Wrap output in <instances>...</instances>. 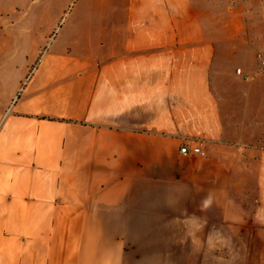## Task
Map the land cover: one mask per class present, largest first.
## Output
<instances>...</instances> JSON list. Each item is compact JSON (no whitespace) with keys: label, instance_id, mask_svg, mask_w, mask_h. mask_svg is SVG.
<instances>
[{"label":"crops","instance_id":"obj_1","mask_svg":"<svg viewBox=\"0 0 264 264\" xmlns=\"http://www.w3.org/2000/svg\"><path fill=\"white\" fill-rule=\"evenodd\" d=\"M70 2L0 0V264H264L252 2Z\"/></svg>","mask_w":264,"mask_h":264},{"label":"rangeland","instance_id":"obj_2","mask_svg":"<svg viewBox=\"0 0 264 264\" xmlns=\"http://www.w3.org/2000/svg\"><path fill=\"white\" fill-rule=\"evenodd\" d=\"M250 1L253 4L252 5L253 7H252L251 11L254 12V19H253L254 20V26H253L254 32L255 33H261L262 36L264 37V0H250ZM71 2H70L71 4L70 3H68L67 5H66V3L63 4V13L61 14L62 19L66 18L67 16H71L72 12H74L73 15H77L78 14L77 13L78 12V8H77L78 6H75L73 8V10L71 11V9L73 7V3L75 2V0H71ZM56 11L58 12L59 9L56 10ZM23 12H24V10H22V9H19V10L13 9V12H12L11 16H13V15L17 16V15H20V14L23 15L22 14ZM4 15L5 14H3V16ZM5 46H6L5 49H8L9 51H12V50L16 49V47L14 45H12V42H7L5 44ZM23 47L24 46H20V48H23ZM30 47H31L30 49H32L35 46H33V44H31ZM255 49H256L255 55H256V59L257 60H259L258 57H257L258 53L262 54V56L264 57V41H256L255 42ZM8 55L10 56V52H4L2 54V58H1L2 61H8ZM21 60L23 61L22 58H21ZM17 61H20V58L17 59ZM256 62H259V61L255 60V63ZM236 65H240V64L239 63L235 64V67H236Z\"/></svg>","mask_w":264,"mask_h":264},{"label":"built area","instance_id":"obj_3","mask_svg":"<svg viewBox=\"0 0 264 264\" xmlns=\"http://www.w3.org/2000/svg\"><path fill=\"white\" fill-rule=\"evenodd\" d=\"M258 59L260 60L261 66H264V58H262L261 54H258ZM237 73H240V69H237ZM180 153L186 155V154H193L198 156H204L205 151L202 148V143L199 141H194L193 144L187 145L184 144L180 147Z\"/></svg>","mask_w":264,"mask_h":264}]
</instances>
